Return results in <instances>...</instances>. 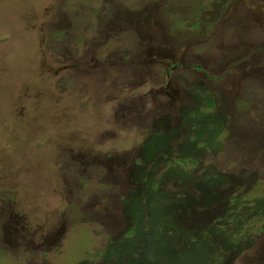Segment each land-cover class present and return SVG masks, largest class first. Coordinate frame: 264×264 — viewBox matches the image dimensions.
Listing matches in <instances>:
<instances>
[{"label": "rangeland", "instance_id": "rangeland-1", "mask_svg": "<svg viewBox=\"0 0 264 264\" xmlns=\"http://www.w3.org/2000/svg\"><path fill=\"white\" fill-rule=\"evenodd\" d=\"M0 264H264V0H0Z\"/></svg>", "mask_w": 264, "mask_h": 264}, {"label": "trees", "instance_id": "trees-1", "mask_svg": "<svg viewBox=\"0 0 264 264\" xmlns=\"http://www.w3.org/2000/svg\"><path fill=\"white\" fill-rule=\"evenodd\" d=\"M210 127H212V126H210ZM177 160L180 161L181 163H183L184 165L187 163L194 164V162L191 159H189V157H184L183 155L181 157H179Z\"/></svg>", "mask_w": 264, "mask_h": 264}]
</instances>
